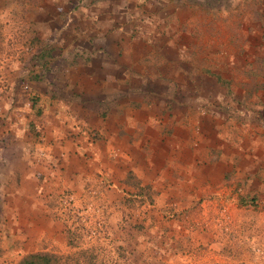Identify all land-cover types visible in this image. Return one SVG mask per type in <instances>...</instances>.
Wrapping results in <instances>:
<instances>
[{
    "label": "rangeland",
    "instance_id": "1",
    "mask_svg": "<svg viewBox=\"0 0 264 264\" xmlns=\"http://www.w3.org/2000/svg\"><path fill=\"white\" fill-rule=\"evenodd\" d=\"M69 1L66 8L75 4ZM157 1L163 7L149 3V11L146 0L139 1L142 10L105 22L108 30L122 35L123 27L150 24V38L165 41L176 26L191 27L189 35L197 39L195 26L211 25L198 36L225 41L214 52L223 56L241 51L228 47L230 36L239 39L228 27L256 23L253 15L241 16L252 0ZM50 7L48 0H0V264H15L21 254L44 246L69 254L66 264H76L75 252L91 245L97 264H264V185L239 181L230 191L219 186L190 202L163 203L165 193L137 184L129 158L136 130L125 112L105 117L115 105H131L135 96H127L125 84L117 94L102 89L89 98L98 104L100 127L78 132L67 113L61 120L54 109L45 112L47 99H53L46 84L55 77V99L63 103L70 73L62 56L50 63V50L60 47L53 38L61 43L59 37L66 36L54 33ZM103 41L115 43L113 35ZM213 73L225 78V61ZM29 78L34 81L26 89ZM34 87L37 93L29 96ZM162 97L151 94L149 104ZM36 110L41 117L32 121Z\"/></svg>",
    "mask_w": 264,
    "mask_h": 264
},
{
    "label": "crops",
    "instance_id": "2",
    "mask_svg": "<svg viewBox=\"0 0 264 264\" xmlns=\"http://www.w3.org/2000/svg\"><path fill=\"white\" fill-rule=\"evenodd\" d=\"M62 1L51 0L60 6ZM139 1L144 0H80L75 8H63L69 12L68 19L51 10L57 21L51 26L54 33L66 34L61 43L56 37L52 40L54 47H61L70 70L65 87L83 100L82 109L93 114L90 126L100 127L102 120L98 104L89 98L99 96L102 89L117 94L125 84L127 96H135L131 105H115L105 117L125 112L128 126L136 130L129 158L137 184L165 193L163 203L175 198L190 202L220 187L230 191L240 187L239 181L262 188L264 0H252L241 15H253L255 24L228 27L232 35L239 34L235 41L229 37L228 47L241 51L223 56L214 52L224 48L225 41L198 36L211 25L195 26L197 39L189 35L191 27L176 26L165 41L150 38V24L123 27L122 35L108 30L105 22L142 10ZM146 2L147 11L149 3L163 7L157 0ZM165 11L166 16L174 14L171 9ZM108 35H113L115 43L103 41ZM166 44L173 45L172 53ZM50 52L51 61L59 50ZM224 61L225 78L213 73ZM51 87L49 94L58 91ZM154 93L163 97L158 104H149L148 97Z\"/></svg>",
    "mask_w": 264,
    "mask_h": 264
},
{
    "label": "trees",
    "instance_id": "3",
    "mask_svg": "<svg viewBox=\"0 0 264 264\" xmlns=\"http://www.w3.org/2000/svg\"><path fill=\"white\" fill-rule=\"evenodd\" d=\"M80 0H75V4H73L71 7L69 8H75ZM70 1L66 0L62 1L61 6L60 5H52L51 0H48V5H50V10H47V16L52 19L53 15L51 14V10L57 11L59 14H63L62 17H66V19H68V15L69 12L66 13L65 10L63 8H66L65 5L69 4ZM65 4V5H64ZM50 12V13H49ZM60 40H62V36L59 37ZM63 39H65V37H63ZM60 51V54L56 55L54 57V59H58L57 57L61 56V47L57 48ZM62 61L65 63V65L67 64L66 61L63 60V56H62ZM51 63V61H50ZM62 72V70H61ZM55 78V77H54ZM51 79V83H47L46 84V89H45V93L48 94L49 96H51L53 99L49 100L47 99V102L44 105V110L45 112L47 111H51L54 109L55 111V117L58 118L60 117L61 120H63V115L65 113L68 114V116L72 117V121H71V126L75 127L78 132L81 130H85L86 128H91L94 129L90 126L91 122H92V115L90 116L86 111V109H82V104L80 101H83L79 98H76L74 95L69 94L66 84L63 85L65 91L61 93V101L63 103L59 104V99H55L56 96L58 95V91H56L57 95L55 92L52 91V93H48L49 90H52L51 85H54V87H56L55 85H57V83L55 82V80ZM48 79V78H47ZM33 79H28V81L26 80V83H24V88L27 89V82L28 84L33 83L32 81ZM63 83V82H62ZM60 85V84H59ZM57 88V87H56ZM28 95L29 96H33L34 93H37V88L34 87L32 88V90L28 89ZM70 95V96H69ZM50 104V106L47 107V105ZM86 107H88L89 105H84ZM85 107V108H86ZM81 110H83L84 112H81ZM89 110V109H88ZM36 113V114H35ZM35 115H30L31 116V120L34 121L33 116H35L37 119H40L41 114L38 112V110H36L34 112ZM68 209V214L70 215L71 212L73 211V208H71V206L67 207ZM75 215L78 216L79 213L75 212ZM64 231L66 233H68V229L66 226H64ZM94 247L91 246H87L85 248L86 254L85 255V251L84 250H79L75 252V256L74 259L72 260V262L74 263H81V264H97V261L95 260V250H93ZM78 256H81L83 260H79ZM70 255L67 253H58L55 252L52 249H48L45 246L41 247L39 249L36 250H32V251H28L25 252L24 254H21L18 259L16 260L15 264H66L67 259H69ZM86 259V260H84ZM80 261V262H79ZM69 263V262H68ZM99 264V263H98Z\"/></svg>",
    "mask_w": 264,
    "mask_h": 264
}]
</instances>
